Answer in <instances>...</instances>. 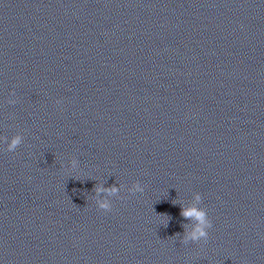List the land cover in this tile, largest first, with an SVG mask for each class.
<instances>
[{"label":"clouds","instance_id":"1","mask_svg":"<svg viewBox=\"0 0 264 264\" xmlns=\"http://www.w3.org/2000/svg\"><path fill=\"white\" fill-rule=\"evenodd\" d=\"M11 95H15L13 92ZM9 104H15L17 101L15 99H9ZM61 103V101H57V104ZM24 137L22 135H16L10 138H5V142L7 144L6 151L7 152H14L16 149L22 144ZM70 166L72 170H76L79 166V161L75 157L71 159ZM123 185L117 186L115 183L111 186L105 187L103 183H96L92 189L94 195V200L97 208L99 210L104 211L105 213L110 212L112 210V197H119V192L123 188ZM127 191L131 194L135 193H143L144 187L141 185L139 181L135 182ZM195 200L198 202V205L202 203V196L200 193L195 194ZM181 206L180 215L186 220L191 221L194 220L195 223L192 227V230L189 231L188 229L184 228V232L182 235L181 242L187 245L189 242L191 243H199L204 242L207 243L209 239V229L213 227L212 220L208 216V212L205 208L197 206V207H184ZM168 224L165 223L164 226L166 227Z\"/></svg>","mask_w":264,"mask_h":264}]
</instances>
